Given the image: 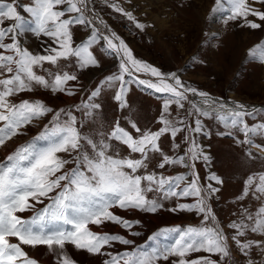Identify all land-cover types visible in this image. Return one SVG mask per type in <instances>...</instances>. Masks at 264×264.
<instances>
[{
	"label": "snow or ice",
	"instance_id": "obj_1",
	"mask_svg": "<svg viewBox=\"0 0 264 264\" xmlns=\"http://www.w3.org/2000/svg\"><path fill=\"white\" fill-rule=\"evenodd\" d=\"M257 2L264 4V0H227L230 14L225 23L242 19L252 29L261 28L260 23L248 19L252 16L264 21V10L254 7ZM61 5L66 7L60 8ZM111 7L129 20L136 19L118 3H112ZM223 7V0H215L211 11L215 13ZM88 11V0H33V3L22 5L20 11L15 0H0V147L20 134L21 129L34 119L53 112L40 100L13 103L10 97L32 91L35 86L53 92H67L69 96L76 93L75 89L68 87L70 81L78 80L76 74L68 71L49 73V79L35 69L43 68L45 63L58 65L61 60L73 59L80 70L99 67V61L90 49L100 40L106 42L109 54L118 57V72L106 76L100 82L101 86L91 92L89 102H82L76 107L85 110L84 114L91 117L93 111L101 107L92 100L100 96L106 85L117 89L114 99L120 109H124L128 107L127 93L131 83L127 77L149 73L156 78L155 82L139 77L135 82L163 95V113L159 117L162 126L155 131L142 130L131 121L133 131H129L117 121L108 133L88 135L77 126L76 116L71 111L60 109L56 112L50 125H45L32 141L10 152L6 162H0V264H38L22 245L47 246L49 250L59 251V264H75L65 252L66 243L90 253H101L113 241L133 244L122 235L93 232L89 225H101L107 221L131 228L133 223L139 222L126 220L111 209L119 207L157 212L163 204L148 198L147 193L153 191L162 193L165 199L193 197V203H179L171 210L195 211L202 214L204 222L216 221L209 200L220 189L212 183L202 185L195 170L196 161L202 160L206 165L211 162L203 145L196 140L195 134L211 136V132L205 130L202 118L214 116L225 128L243 133V140L237 138L239 144L251 146L252 137L264 136V123L249 125L246 120L255 113V107L249 110L242 102H229L222 97L217 99L209 92L186 85L176 72L162 73L159 68L135 58L127 43L114 31L101 35L95 21L88 18ZM22 12L30 14L31 19L26 20ZM100 23L105 22L101 20ZM29 24L32 27L29 28ZM73 25L91 28L86 40L76 46L73 44ZM136 26L140 29L145 27L139 22ZM29 31L36 36L51 38L55 46L49 45L43 53H33L23 47L21 41V34ZM247 56L264 64V44L249 49ZM189 93L198 95L202 105L189 101ZM185 102H189L191 110H185L181 119H170V107L176 105L185 109ZM61 113L68 119L61 121ZM182 132L187 133L184 137L186 152L167 154L161 148V137L168 135L174 140ZM220 134L232 136L231 131ZM39 141L45 143L40 144ZM113 142L125 146L130 154H138V158L119 156ZM174 147L179 149L180 144ZM61 153L72 155V159L63 158ZM152 156H158V169L179 165L187 168L188 172L166 176L162 171H148ZM69 163L75 167L65 170ZM141 170L144 174H140ZM207 179L223 184L222 178L215 173H210ZM250 193L257 200L264 198V174L247 178L240 199ZM45 199L49 203L31 218L19 215L33 210L37 203L43 204ZM243 216L244 219L233 221L229 227L236 230L231 239L247 254L246 250L256 242L242 243L240 237L249 229L264 233V204L255 213L245 209ZM245 219L249 223H245ZM165 232H175L178 237L163 248L128 251L123 256L112 257L105 264H159V261H168L170 257L177 258L172 264H223L224 259L231 255L229 237L216 225L205 223L186 229L175 227ZM11 238L17 242H12ZM201 251L209 255L189 259L192 253ZM213 255L218 259H213ZM248 264H253V261L249 260Z\"/></svg>",
	"mask_w": 264,
	"mask_h": 264
},
{
	"label": "rangeland",
	"instance_id": "obj_2",
	"mask_svg": "<svg viewBox=\"0 0 264 264\" xmlns=\"http://www.w3.org/2000/svg\"><path fill=\"white\" fill-rule=\"evenodd\" d=\"M5 2H12V0H5ZM15 3L20 11L22 5L33 3V0H15ZM112 3H118L126 11H130L136 19L129 20L122 13L116 12L111 7ZM223 4L224 7L220 11L213 13L211 9L215 7V0H88V18L96 16L92 12L94 9L99 14L96 20L98 25H96L101 29V35H108L110 31H114L127 43L135 58L159 68L162 73L176 72L186 85H191L198 91L209 92L215 98L222 97L228 99L227 101L242 102L252 109L255 105L264 104V64L256 58L247 56V53L255 45L264 44V21H260L258 17L249 16V20L261 24L259 29H252L242 19L225 23L230 13L227 0H223ZM59 7L64 8L66 5ZM254 7L264 10L262 3L257 2ZM22 15H25L26 20L31 19L30 14L22 12ZM101 20L105 23L101 24ZM137 22L144 24L145 27L138 28ZM28 27L32 25L29 24ZM90 32V27L73 25L74 46L86 40ZM26 36L28 38L25 39ZM21 41L22 46L27 47L33 53H43L49 45L55 46L51 38L43 35L36 36L30 31L21 34ZM90 50L99 61V67L80 70L73 59L61 60L58 65L45 63L43 68L35 69L38 74L46 75L49 79H51L49 73L68 71L76 74L78 80L70 81L68 85L76 90L75 95L69 96L67 92H53L50 89L35 86L32 91L20 92L9 98L13 103H20L23 100H40L51 107L53 112L34 119L32 123L21 129L20 134L0 147V162H6V156L18 146L32 141L45 125H50L54 114L60 109H64L65 112L71 111L72 115L76 116L77 126L81 128L82 133L88 135L108 133L117 121L129 131H133L130 128L131 121L137 123L142 130L155 131L162 126L159 117L163 113V95L135 82L136 77L151 79L155 82L156 78L149 73H136L132 77H127L131 83L127 93L128 107L124 109H120L119 103L114 99L117 89L106 85L103 86L100 96L92 100L93 103H99L101 107L94 110L91 117L84 114L85 110L76 107L82 102L88 103L91 92L101 86L100 82L106 76L118 72V57L106 51L104 40L92 45ZM190 95L191 93L188 94L189 101L196 103L193 101L195 98ZM68 97L72 99L69 100ZM255 109L252 116L246 117L249 125L264 123V111H261L264 107L257 106ZM185 110H191L189 102H185V109L172 105L169 118L181 119L185 116ZM60 119L65 121L68 117L61 113ZM202 119L205 130L210 131L211 136L195 134L196 140L203 145L204 151L211 157V162L206 165L202 160L196 161L195 170L199 173L202 185L207 186L212 183L220 189L209 200L216 221L204 222L202 214L195 211L171 210L179 203H193V197L165 199L162 193L153 191L147 193L148 198L157 199L163 204L157 212L119 207L111 209L116 215L126 220L138 221V225L133 223L131 228H125L120 224L106 221L101 225L90 224L89 228L93 232L122 235L133 242L140 236L142 240H150L153 233L157 238L155 245L148 246L149 244L143 242L145 249L151 251L153 248H163L172 244L178 237L175 232H165L166 229L175 227L186 229L188 226L198 227L208 223L210 226L220 227L229 237L231 255L224 259L223 264H248L249 260H252L253 264H264V233L251 232L249 229L243 237H240L242 243L256 242L251 249L246 250L247 254H245L231 239L236 234V230L229 227L233 221L240 222L244 219L245 209L255 213L264 204V198L257 200L251 193L244 199H240L247 178L250 175L264 174V136L252 137L251 146L239 144L237 138L243 140V133L236 129L225 128L214 116ZM227 131H231L232 136L220 134ZM133 134L136 135L134 132ZM186 135V132H182L174 140L168 135L161 137V148L169 155L183 154L187 150V145L184 143ZM39 143L44 144L45 142L39 141ZM113 143L119 156L132 155L133 158H138V154H130L125 146ZM10 144L11 149L5 153L4 149ZM175 144H180V148L176 149ZM60 155L65 159H72V155L67 153ZM157 163L158 156L150 157L147 170L162 171L166 176L188 172L187 168L179 165L166 166L161 170L156 167ZM73 167L75 165L69 163L65 166V170ZM210 173L220 176L223 184L209 181L207 177ZM140 174H144V171L141 170ZM48 203L49 201L45 199L43 204L37 203L33 210L19 215L25 219L31 218L37 210L42 209ZM134 211L139 212V215H135ZM157 219L161 222L157 223ZM245 223L249 222L245 219ZM172 234H177V237L173 238ZM128 246L131 244L125 245L120 241H113L106 245L101 253H90L66 243L65 252L75 261V264H105V261L112 257L123 256L129 251ZM22 247L30 258L38 261V264H59L58 250H49L44 245L35 247L22 245ZM122 248L126 249L120 252ZM204 255L209 254L203 251L192 253L189 259ZM212 258L218 259L215 255ZM175 259L177 258L170 257L168 261H159V264H172Z\"/></svg>",
	"mask_w": 264,
	"mask_h": 264
},
{
	"label": "crops",
	"instance_id": "obj_3",
	"mask_svg": "<svg viewBox=\"0 0 264 264\" xmlns=\"http://www.w3.org/2000/svg\"><path fill=\"white\" fill-rule=\"evenodd\" d=\"M185 223V222H184ZM139 223H137L138 225ZM138 230V229H137ZM171 233V232H168ZM134 236V235H133ZM151 239L150 240H142L141 236L140 238L137 237L136 241L133 242V244H131V246H128L129 248H127L129 251H134L136 250L138 247L145 249V247L143 246V242L145 241L146 244H149L148 246H152V244L157 240V239H153L154 236H156L155 234H151ZM173 238L177 237V234H172ZM135 237V236H134ZM136 238V237H135ZM131 247V248H130ZM126 248H122L120 252H122V250H125ZM146 250V249H145Z\"/></svg>",
	"mask_w": 264,
	"mask_h": 264
},
{
	"label": "bare ground",
	"instance_id": "obj_4",
	"mask_svg": "<svg viewBox=\"0 0 264 264\" xmlns=\"http://www.w3.org/2000/svg\"><path fill=\"white\" fill-rule=\"evenodd\" d=\"M91 11H92V10H91ZM92 12H94V11H92ZM94 14H95L96 16H91V19L94 20L95 23L98 25V23H97L96 20H97V18L99 17V15L96 14L95 12H94ZM97 15H98V16H97ZM110 32H111V31H110ZM26 38H28V36H26L25 39H26ZM191 95H192V94H191ZM192 96H193L195 99L198 98L197 101H199L201 104L203 103L202 100H201V98H200L198 95H192ZM216 98L219 99L218 97H216ZM68 99L71 100L72 98L68 97ZM68 99H67V100H68ZM224 99H225V100H228V99H226V98H224ZM69 100H68V101H69ZM230 101H233V100H230ZM230 101H229V102H230ZM248 109L250 110L251 107H248ZM11 147H12L11 144L8 145V146L4 149V152L6 153L8 149H11ZM257 147H258V146H257ZM134 214L138 216V215H139V212L134 211ZM153 218H154V217H153ZM159 222H161V221L157 219V223H159ZM152 226H153V225H152ZM11 241H12V242H15V238H11ZM39 249H40V248H39ZM37 250H38V248H37ZM41 250H43V249H41ZM110 253H111V252H110Z\"/></svg>",
	"mask_w": 264,
	"mask_h": 264
}]
</instances>
